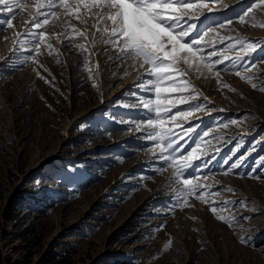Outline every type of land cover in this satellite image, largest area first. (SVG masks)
<instances>
[{
    "label": "rangeland",
    "instance_id": "374dc122",
    "mask_svg": "<svg viewBox=\"0 0 264 264\" xmlns=\"http://www.w3.org/2000/svg\"><path fill=\"white\" fill-rule=\"evenodd\" d=\"M252 3L221 0L214 6L217 24H226L216 27L219 37L264 44V27L253 26L264 22V8H254L249 23L238 20ZM30 20L19 13L13 28L0 31V264H264V91L234 71H222L220 84L214 75L189 73L199 102L211 110L192 121L200 123L198 132L209 131L205 140L213 146L200 182L213 185L220 203L237 202L222 213L238 217L229 227L195 196L187 198L190 206H177L175 190L181 186L172 182L174 169L160 170L151 142L124 123L145 114L123 106L137 102L129 93L149 95L134 86L143 70L130 60L121 64L102 42L92 46L96 28L74 18L70 23L87 35V41L76 42L86 43L93 54L62 43L65 31L72 34L63 9L55 26L52 20L46 26L51 56L43 46L38 64L25 59L26 50L13 55L16 33ZM216 33L207 39L217 40ZM244 62L255 68L242 74L256 73L252 82L264 85V48ZM217 135L223 139H214ZM241 157L242 165L225 175ZM228 187L235 194L224 190ZM240 201H247L246 207Z\"/></svg>",
    "mask_w": 264,
    "mask_h": 264
},
{
    "label": "snow or ice",
    "instance_id": "6c2138e0",
    "mask_svg": "<svg viewBox=\"0 0 264 264\" xmlns=\"http://www.w3.org/2000/svg\"><path fill=\"white\" fill-rule=\"evenodd\" d=\"M220 3L221 0H0V14H3L0 16V31H3L5 26L13 28V20L19 13H28L31 20L27 23L25 31L16 33L12 54L26 50L29 54L25 59L38 64L36 57L41 54L42 46L48 49L49 56L53 54V45L46 34V26L50 20L53 21V26L60 20V9H63V15L69 18L66 24L72 33L71 35H68L67 31L63 33L65 39L62 43L66 46L70 45L82 54L87 52L91 56L93 53L86 43L76 42L77 38L87 41L86 31L72 25L70 20L74 18L88 25L89 29L95 27L96 31L92 33V46H99L102 42L117 53L116 59L121 64L130 60L133 68L138 66L143 70L134 86L140 92L149 95L129 93L137 102L134 105L123 106L142 108L145 114L139 121L124 123L129 124V130L134 126L144 139L151 142L153 158L162 164L160 170L166 167L174 169L172 182L181 186L175 190L178 194L177 206L181 209L190 206L187 198L195 196L201 203L208 205L217 220L233 227L238 217L222 213L237 202L220 203L219 192L212 191L213 185L200 182L203 169L211 163L206 157L208 149L213 146L210 141L205 140L209 136V131L198 132L200 123L193 124L192 121L201 119L197 113L211 110L208 109L206 102H199L201 93L189 78V73H195L199 77H205L206 74L214 75L220 84L222 71H234L240 79L249 82L254 90L264 91V85L252 82L259 78L256 73L242 74L252 72L255 68L254 63L244 62L245 56L250 59L252 53L264 48V44L239 36L219 37L216 27L226 29L225 23L217 24L214 19L215 12L219 11L214 6ZM230 7L223 6L225 11L230 10ZM257 7L264 8V0H259L258 4L253 0V3L238 15L239 22L249 23L250 13ZM210 16L213 18L209 24L200 30L198 25L203 20H208ZM90 19L95 23L89 24ZM231 24L232 21L228 20L227 25ZM253 26L264 27V22L258 25L254 23ZM210 32L216 33L219 38L207 39ZM217 45L225 47L218 48ZM225 51H236V55H225ZM10 58L11 56L5 57L4 63ZM85 67H88L87 57ZM256 71L259 72V69ZM37 75L40 76V73L37 72ZM40 78L44 79L43 76ZM223 87L229 86L224 84ZM223 127L227 128L228 125ZM213 138L223 139L219 135ZM189 142L194 146L189 148ZM244 159L245 157H241L224 174L227 175L240 167ZM197 161L200 163L197 164ZM207 179L205 176L204 180ZM224 190L235 194L231 187ZM239 203L246 207L248 202ZM252 218L239 217L244 220ZM239 239L241 243H246L245 237L241 236ZM169 245H165V249Z\"/></svg>",
    "mask_w": 264,
    "mask_h": 264
}]
</instances>
